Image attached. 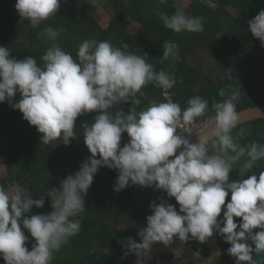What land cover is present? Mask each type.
I'll return each mask as SVG.
<instances>
[{"label":"clouds","instance_id":"1","mask_svg":"<svg viewBox=\"0 0 264 264\" xmlns=\"http://www.w3.org/2000/svg\"><path fill=\"white\" fill-rule=\"evenodd\" d=\"M60 4L61 0H16L15 9L22 20L38 27L58 13ZM160 19L177 33L204 30L201 17L179 7L171 16L161 13ZM248 28L264 47V9L248 21ZM63 31L49 26L41 35L56 41ZM145 56L109 41L84 40L73 57L52 43L40 57V66L33 56L17 59L0 45V103L7 101L19 110L42 134V143L58 140L69 145L76 139L77 118L98 113L81 126L91 156L58 188L47 191L53 209L49 214L25 215L34 206L44 207V195L34 199L19 185H0V257L6 264H51L54 253L79 233L81 220L76 217L86 211L85 197L101 167L118 171L115 192L138 185L162 190L176 201L151 202L152 214L138 231L139 242L129 237L123 245L125 255L144 257L154 244L169 246L174 238L206 243L214 232L230 245L227 254L234 264H255L253 254H264V171L245 178L264 160V145L240 144L242 128L233 136L240 123L236 97L215 103L214 126L196 134L198 142L192 143L194 125L205 115L208 102L195 95L182 109L167 99L175 77L156 71ZM162 58L179 59L178 45L165 41ZM149 83L164 90L166 102L141 108L139 97ZM18 93L21 99L14 102ZM122 104L130 105L127 111H109ZM124 133L128 141L121 146ZM241 158L243 163L234 167ZM233 169H238L240 179L230 180ZM26 233L34 241L31 250Z\"/></svg>","mask_w":264,"mask_h":264},{"label":"trees","instance_id":"2","mask_svg":"<svg viewBox=\"0 0 264 264\" xmlns=\"http://www.w3.org/2000/svg\"><path fill=\"white\" fill-rule=\"evenodd\" d=\"M101 1L105 2L101 5L105 7L109 15L106 27L101 25L97 8V2ZM211 1L216 4V9L211 8L203 0H194L195 4L189 12L181 8L185 14L203 19L202 32L177 33L166 28L160 19L161 13L171 16L176 12L177 7L180 8L175 0H167L166 3H161L160 0H95L94 3L93 0H61L58 13L43 21L38 27H33L29 21L21 19L15 9L16 0H0V45L6 46L17 59L31 55L37 60L38 65L43 66L40 57L52 43H58L73 57L76 56L79 44L84 40L109 41L125 52L131 51L145 55L135 49L137 46L134 45L138 43L142 46L139 44L141 43L148 52L144 59L152 64L156 71L164 70L175 77L176 84L172 92L175 102L182 109L187 107L189 98L195 95L201 96L208 102V110L203 117L199 118L204 119L214 115L210 107L216 85L199 88L196 86L205 72L203 68H199L202 64L198 66L190 62V55L205 44L211 51L212 57L221 64H228L243 56L249 45L258 41L250 33L248 21L264 9V0ZM229 9L235 11L236 15H231L228 12ZM132 22H138L141 25L138 31L129 30L128 26ZM49 26L64 29L56 41L45 42V35H41L42 30ZM165 41L178 45L179 59L164 60L162 58ZM242 68L244 69H240L235 76V72H231L230 76L235 78L245 73L246 77L250 78L261 73L260 62L257 60H250ZM225 83L229 86L233 85L229 82ZM242 83L240 88L244 92L248 90V95H244V100L236 105L237 111L264 103L260 95L251 93L246 81ZM142 92L144 96L139 97L142 101L141 108L146 107L149 102H166L163 89L157 87L155 83L147 84ZM256 96L259 97L256 98ZM20 99L21 96L18 93L14 102ZM120 107L127 111L130 105L122 104L109 111L114 114ZM97 114L94 112L77 118L76 139H73L69 145L66 146L58 140L51 144H44L40 141L42 134L36 130L35 126L23 119V114L19 110H14L7 101L0 103V164L7 165V174L0 178V185L7 189L10 185L16 184L30 193L34 199H39L42 195L45 198L43 208L34 206L31 212L25 214L26 216L30 217L41 212L47 215L53 211L47 191L52 187L58 188L62 179L74 175L84 160L91 156L84 144L81 126L86 122H92ZM241 128L244 129V136L239 140L240 144L256 142L264 145V118L238 125L237 129L233 130L234 137ZM127 141V137L123 138L121 146ZM73 157L75 161L72 164L69 160ZM244 159L241 158L234 167L238 168ZM258 170L264 171V160L256 163L252 170L253 175L258 176ZM117 177V170L107 167L99 169L85 197L86 211L76 217L81 220L79 233L70 237L54 253L51 264H64L73 253L71 264H134L137 256L132 253L125 255L126 248L123 245L126 241L123 239L122 232L113 223L107 222V219L111 217L114 223H119L132 212L129 210L132 208L133 199L127 194L126 197L123 196V191H114L113 185ZM238 179H240L238 169H233L230 180ZM145 189L151 195L143 199L146 205L138 206L139 212L141 211L144 216L138 219V225L130 227L131 232L146 223V217L150 215L146 213L147 206L152 201L158 203L164 198L168 203L176 204L175 199L168 198L162 190ZM26 235H29L26 246L31 249L34 241L30 234L26 233ZM218 237L223 249L221 263L234 264V258L227 254L230 245L220 236ZM135 240L139 242V238ZM187 243L207 253L206 243L193 239H189ZM166 252L168 264H184L177 256H174L173 252L163 251V253ZM259 256L253 254L255 264H264V254ZM0 264H6L2 257H0ZM148 264H160L158 256L151 258ZM188 264L191 262L189 261Z\"/></svg>","mask_w":264,"mask_h":264},{"label":"rangeland","instance_id":"3","mask_svg":"<svg viewBox=\"0 0 264 264\" xmlns=\"http://www.w3.org/2000/svg\"><path fill=\"white\" fill-rule=\"evenodd\" d=\"M203 1L207 5H209L211 8H213V9H216L217 8L216 4L213 1H211V0H203ZM102 3H105V2H102V1L101 2H97V8L99 9V18H100V21H101V25H103V27H106L107 22L109 20V15H107V12H106L105 7L103 5H101ZM175 3H176V5L180 6V8H182L186 12H189L192 9V7L194 6V4H195L194 3V0H175ZM228 12L231 15L232 14L233 15H236L235 11L233 12L230 9H229ZM138 26H140V25L139 24L137 26L130 25V26H128V28L131 31V30H135L136 28H138ZM45 40H46L45 42H49V39H48L47 36H45ZM139 44L142 45V46H144L141 43H139ZM134 46L135 47L136 46L139 47L138 43H136ZM189 58H190V62L191 63L197 64L198 66H199L200 62H202L203 67L202 66L201 67L203 68V71L205 73L210 71L212 75H215L216 74V76H213V78H212L216 83L229 82V83H232L234 85V88L236 87L235 85H238V86L243 85V83L240 80L237 81V82H235L234 81V78H232L230 76V75H232L231 72H230L231 69L230 68L229 69L227 68V66H228L227 64H220V62L217 63V61L212 57V53L207 48L206 45L205 46H202L201 45L200 50L195 51V53L191 54ZM258 59H260L264 63V57L263 56H261ZM197 61H198V63H197ZM205 63H206V65H205ZM215 67H218V68H215ZM243 69L244 68H241V70H243ZM239 70L240 69H238V68L235 69L234 76L237 74V72ZM237 78L238 79H245L246 78L245 77V73L240 74ZM226 87H228V86H226ZM233 92H234V89H230L228 91V95H227L228 98L233 97L232 96V93ZM247 94H248V90H245V95H247ZM74 161H75V157H73V159L70 158V160H69V162L72 163V164L74 163ZM6 174H7V165L6 164H0V178L3 177V176H6ZM251 175H253V171L252 170L249 173H247V176H251ZM144 189H145L144 187L142 188L141 186H138V185H130L126 189H124L123 190V196L125 195V197H126L128 195V197H131L133 199V201L131 203L132 208H131V210H129L130 212L132 211L131 214L130 215H127V217L124 218V219H122L119 223H114V219L111 218V217H109L107 219V222L113 223V225H115L116 227L119 228V230L123 234V239L125 241H127V239L129 237H131L133 239L139 238V236H138L139 229H141V228H143V227L146 226V223H143L134 232H131L132 230H130L131 229L130 227H133L136 224L138 225V219L140 217L144 216V214H141V211L139 212L138 206H144V205H146V202L143 199L146 196H148L149 194L151 195V193L149 191L146 192L145 191L146 189L145 190ZM145 192H146V194H145ZM229 198H230V194H229L228 199ZM149 206H150V204H148V206H147L146 213L152 214V210H151V208ZM104 212H106V211L104 210ZM130 234H132V235H130ZM29 250H31V249H29ZM168 251L170 253L173 252L174 256H177L182 263H184V264H188L189 263V261L185 257H183L182 255L178 254L177 251H174V250H171V251L168 250ZM166 255H168L167 252L166 253H163V251H161L158 254H156V256H158V259H159V263L160 264H168V261L166 259V257H167ZM257 257H260V256L257 255Z\"/></svg>","mask_w":264,"mask_h":264},{"label":"water","instance_id":"4","mask_svg":"<svg viewBox=\"0 0 264 264\" xmlns=\"http://www.w3.org/2000/svg\"><path fill=\"white\" fill-rule=\"evenodd\" d=\"M225 95L222 94V88L218 91V93L214 95V99L212 100L211 103V111H214L215 103L220 102L223 99H228L227 94ZM237 112L240 116L239 125L256 119H262L264 118V103L250 106L241 109ZM213 126L214 124L200 134L210 132ZM191 142L197 143L198 138L194 137L193 139H191ZM206 244L209 249V254L207 255L198 251L188 243L180 242L178 238H174L173 243L169 246H165L162 243L154 244L151 248V252L144 257H136L134 264H148L149 260L154 256H156V254H158L161 251H168V250L177 251L178 254L185 257L188 261L191 262V264H218L221 260L223 253L222 247L219 243L218 235L214 232L213 236L209 238ZM217 253H221V254L217 255ZM73 256L74 253L66 260L65 264H71V259Z\"/></svg>","mask_w":264,"mask_h":264},{"label":"flooded vegetation","instance_id":"5","mask_svg":"<svg viewBox=\"0 0 264 264\" xmlns=\"http://www.w3.org/2000/svg\"><path fill=\"white\" fill-rule=\"evenodd\" d=\"M261 56L264 57V47L261 46V43L258 40L257 42L251 43L249 45L248 49L245 51V54L243 56L239 57L238 59H235V60L231 61L230 63H228L227 64L228 65L227 68L228 69L229 68L231 69L230 72H235V69H237V68L238 69H241L243 66H246V64H248L251 59L252 60H257L258 62H260V67H261V73L260 74H258L256 76H253V77H250V78H247L246 75H245V77H246L245 79H238L237 78L238 76H236L234 78V81L235 82H237L239 80L241 82L246 81L249 90L252 91L251 93H254L255 92L254 94L260 95V98L264 99V63L260 59H258ZM215 68H218V67H215ZM205 76H207V78H213V75L211 74V72H208ZM215 76H216V74H215ZM218 84H219L218 87L221 86V88H222V94H224V95L225 94L228 95V91L230 89H234V92H233L234 94L232 93V96L233 97H236V101H235L236 105L239 104L241 101L244 100V95H245L244 93L245 92L242 91V89L240 88V86L235 85L236 87L234 88V85H232L230 87L225 82L224 83L223 82H220ZM226 86H228V87H226ZM258 97L259 96H256V98H258ZM260 104H262V103H260ZM41 214H43V213H41ZM207 249H208V247H207ZM203 254H205V255L209 254V249L207 250V253H203ZM221 261H222V257H221V260H220V262L218 264H224V262L221 263Z\"/></svg>","mask_w":264,"mask_h":264},{"label":"crops","instance_id":"6","mask_svg":"<svg viewBox=\"0 0 264 264\" xmlns=\"http://www.w3.org/2000/svg\"><path fill=\"white\" fill-rule=\"evenodd\" d=\"M138 24H139L138 22H132L130 25H135V26H137ZM130 25H129V26H130ZM139 25H140V24H139ZM140 27H141V25L138 26V28H136L135 30H131V32L138 31V30L140 29ZM202 46H205V44H203ZM142 47H144V48H142ZM138 48H141V49H138ZM200 48H201V46H200L198 49H196L195 51L200 50ZM135 49H136L137 51L140 50V51H141L140 53L148 54V52L146 51L145 46H139V47H137V48H135ZM195 51H194V53H195ZM200 64H202V62H200ZM205 65H206V63H205ZM201 66L203 67V64H202ZM201 66H200L199 68H202ZM209 72H210V71H209ZM207 73H208V72H206V73L203 75L202 79H200L199 82H197L196 86L199 88V87H207V86L212 87V86L216 85L217 87H216V89L213 91V97H212V100H213V99H214V95H215L216 93H218V91L221 89V86L218 87L219 84L216 83L212 78H207V76H205ZM213 76H215V75H213ZM210 108H211V107H210ZM125 137L128 138L127 134H123V135H122V139L125 138Z\"/></svg>","mask_w":264,"mask_h":264},{"label":"built area","instance_id":"7","mask_svg":"<svg viewBox=\"0 0 264 264\" xmlns=\"http://www.w3.org/2000/svg\"><path fill=\"white\" fill-rule=\"evenodd\" d=\"M172 89L173 88L167 90V92H168L167 99H171L173 102H175ZM163 95H164V90H163ZM214 123H215L214 122V115L208 116L207 118H204V119H198V121L194 125V134L191 137V139H193L194 137H196L195 136L196 134H200L203 131H205L207 128H209L210 126H212ZM181 130L182 129H178V131H181Z\"/></svg>","mask_w":264,"mask_h":264}]
</instances>
